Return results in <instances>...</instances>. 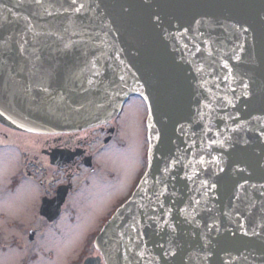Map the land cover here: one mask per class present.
I'll return each instance as SVG.
<instances>
[{
  "label": "water",
  "instance_id": "1",
  "mask_svg": "<svg viewBox=\"0 0 264 264\" xmlns=\"http://www.w3.org/2000/svg\"><path fill=\"white\" fill-rule=\"evenodd\" d=\"M148 116V169L107 264H264V0H0V122Z\"/></svg>",
  "mask_w": 264,
  "mask_h": 264
},
{
  "label": "flooded vegetation",
  "instance_id": "2",
  "mask_svg": "<svg viewBox=\"0 0 264 264\" xmlns=\"http://www.w3.org/2000/svg\"><path fill=\"white\" fill-rule=\"evenodd\" d=\"M148 114L143 98L132 96L117 117L78 131L30 133L0 122V200L9 206L0 220L7 222V246L29 242L52 256L71 249L58 264H107L95 240L147 170Z\"/></svg>",
  "mask_w": 264,
  "mask_h": 264
},
{
  "label": "rangeland",
  "instance_id": "3",
  "mask_svg": "<svg viewBox=\"0 0 264 264\" xmlns=\"http://www.w3.org/2000/svg\"><path fill=\"white\" fill-rule=\"evenodd\" d=\"M143 108V107H142ZM144 113V109H143ZM4 169V168H3ZM2 175H0V181H3ZM2 195H0V198ZM18 199V198H17ZM16 199V200H17ZM20 199H23L20 197ZM24 200V199H23ZM8 203L0 200V211L8 210ZM15 213L13 216L16 218L22 217ZM1 217V215H0ZM25 220L31 219L32 216H24ZM12 219V218H10ZM0 230L2 235L3 244L0 245V264H58V260L65 259L68 253H72V250H67V248L63 249L59 252L55 253L54 258L52 259V254L45 252H37L31 249V245L29 242H19L14 247L7 246L8 238H9V230L7 226V222L5 220H0ZM24 246V247H23ZM48 250V249H47ZM60 250V249H59ZM58 256V257H57ZM59 258V259H58ZM57 259V261H56ZM35 260V261H33Z\"/></svg>",
  "mask_w": 264,
  "mask_h": 264
},
{
  "label": "bare ground",
  "instance_id": "4",
  "mask_svg": "<svg viewBox=\"0 0 264 264\" xmlns=\"http://www.w3.org/2000/svg\"><path fill=\"white\" fill-rule=\"evenodd\" d=\"M132 111L135 112L138 115V114H140L139 113L140 112V107L137 104H135V105L132 106ZM80 238H81V234L79 233L77 235V237H76L74 242L77 243L80 240Z\"/></svg>",
  "mask_w": 264,
  "mask_h": 264
}]
</instances>
